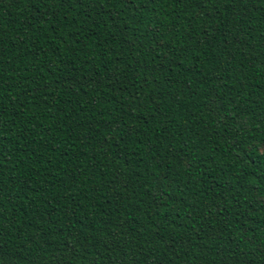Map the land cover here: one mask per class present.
Segmentation results:
<instances>
[{"label":"trees","instance_id":"obj_1","mask_svg":"<svg viewBox=\"0 0 264 264\" xmlns=\"http://www.w3.org/2000/svg\"><path fill=\"white\" fill-rule=\"evenodd\" d=\"M0 264H264V0H0Z\"/></svg>","mask_w":264,"mask_h":264}]
</instances>
